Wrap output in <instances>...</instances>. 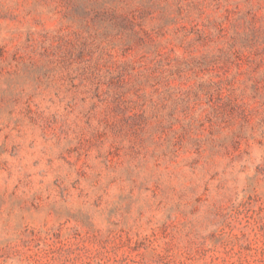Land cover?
Masks as SVG:
<instances>
[{"label": "rangeland", "instance_id": "rangeland-1", "mask_svg": "<svg viewBox=\"0 0 264 264\" xmlns=\"http://www.w3.org/2000/svg\"><path fill=\"white\" fill-rule=\"evenodd\" d=\"M0 264H264V0H0Z\"/></svg>", "mask_w": 264, "mask_h": 264}]
</instances>
